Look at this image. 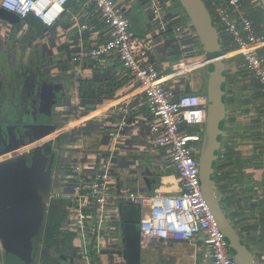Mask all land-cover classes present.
<instances>
[{"label": "built area", "instance_id": "obj_1", "mask_svg": "<svg viewBox=\"0 0 264 264\" xmlns=\"http://www.w3.org/2000/svg\"><path fill=\"white\" fill-rule=\"evenodd\" d=\"M132 1L118 6L114 0H0L1 9L21 19L33 15L47 30L54 28L66 16L71 2L92 9L106 23L108 40L88 49L80 40V52L72 61L88 58L100 61L115 54L122 68L132 77L130 85L136 84L144 96V102L128 105L124 110L113 113L112 116L116 115L120 121L115 123L116 130L110 136L117 143L127 125L140 121L146 128L150 148L153 152L162 150L160 156L169 160L177 174L176 193H167L161 187L148 193L135 189L121 190V180L114 175L118 169L117 148L107 154L79 152V158H74L76 162L71 175L67 177L68 185L61 193H56L58 199L69 202L71 220L65 230L75 234L78 252L87 264H96V258L101 259L105 252H110L114 264H128L123 208L132 205L141 212L138 226L141 244L152 240L187 243L196 250L199 246L204 250L205 264H237L201 186L197 148L203 142L208 96L179 93L166 86L165 77L149 61L154 38L138 36L131 26L127 12ZM138 1H148L147 8L158 23L157 38L173 28V46L182 55L174 66L179 75L196 72L210 64L208 59L183 52L186 41L196 35L185 32L183 22L186 15L178 9L176 0ZM203 1L219 23L221 32L233 39L264 94V52L260 53L264 50V36L258 33L256 26V21L264 16V9L261 5L255 7L251 0H248L249 7L244 0ZM85 16L87 19L91 17L89 13ZM79 30L81 33L89 28L84 25ZM139 107L143 112L136 118L135 111ZM228 159L229 153L223 149L216 172L220 178ZM119 223L122 227L117 231L115 227ZM256 261L264 264V252Z\"/></svg>", "mask_w": 264, "mask_h": 264}, {"label": "crops", "instance_id": "obj_2", "mask_svg": "<svg viewBox=\"0 0 264 264\" xmlns=\"http://www.w3.org/2000/svg\"><path fill=\"white\" fill-rule=\"evenodd\" d=\"M131 1L132 0H114L118 6L126 5L129 2L131 3ZM244 1L246 3V0ZM140 2L142 1H132L131 8L127 12L128 17L131 20L133 30L138 36L154 38L152 48L149 52V61L156 65L161 74L165 77L166 86L177 91L181 90L182 93H186V87L188 86L191 94L207 95L211 66L208 65L196 72H187L185 75H179L175 71L174 66L180 62L182 55L178 50H175V47L172 45L175 39L173 28L169 29L167 33L162 34L161 38H157L156 31L158 23L150 14L148 8L146 9L149 14L148 18H146V16H141L140 12H138V16L135 18L132 17L134 8ZM250 2L251 4L253 3V5L257 3L260 4L259 0H251ZM249 4L248 1L246 5L249 7ZM178 9L181 11L182 8L180 9L178 6ZM86 13L90 14V19L86 18ZM211 15L213 17L212 13ZM213 18L215 19V17ZM84 25H87L89 30L80 33L79 27ZM183 25L186 33H190V35L195 34L187 15ZM54 31L58 34H67V38L62 40L63 43H65L67 39L76 42L75 46L71 49V59L67 60L66 57L62 59L64 62L60 65L58 70L61 72L60 75L68 73L67 75H72V77L75 78V82L69 88L72 94L71 96L74 98L73 102L75 103V107L79 105L80 98L87 99V111L89 110V112L86 111V116L81 119L82 122L80 125L82 127L81 129L88 134L79 143L81 146L79 152H86L88 154H107L112 149L118 148V144L114 142L115 138L112 136L109 138L106 135L109 134L110 131L106 130L103 136H97L95 134L98 129L101 128L100 126L102 123L98 122H104L103 120L110 118L113 112L122 111L128 105L144 102V96L136 84L134 86L130 85L132 77L128 71L122 68V64L115 54L104 57L100 61L92 60L91 58L77 62L72 61L80 52V40L83 47L87 49L100 46L108 40V28L106 23L103 22L92 9L88 10L82 4L71 2L67 7L66 16L54 27ZM257 31L259 32L261 30ZM219 33L221 34L220 30ZM226 37L232 46L230 45L229 48L223 46L224 53L225 50H229L228 53H225L227 83L224 91L227 115L223 123V130L225 135H227L226 138H230V140H227L228 142L226 141L225 146L223 145L221 149L229 153V159L223 166L224 171H222V177L220 178L216 175L215 180L219 198L227 216L230 218L249 249H255L256 253L260 255L264 252V207L262 206L263 209H259L260 203L264 201V94L258 80L249 72L233 39L225 34V38ZM190 42H192L191 39L186 41L183 52L187 54L190 53L191 56H200L207 59L204 53H192L191 50L194 49L195 51V48ZM198 44L202 50L199 42ZM262 52H264V50L260 53ZM65 53L66 51L61 52L56 59L61 60V56ZM20 55L14 57L11 61L16 58L15 61H17L16 63L18 65L21 59ZM28 62H32L33 65L37 64V66L32 67L30 65L31 67L24 68L22 70V72H24L23 74H25L23 75L24 78H21L20 75L17 76L19 84L21 83L22 86L29 80L26 78L27 74L28 76L33 74L34 84L36 83V85L39 77L43 75V67L39 64L37 51H35L34 48L30 51ZM54 64H57L56 60ZM7 68L8 67L2 68L3 72L1 77L3 84H1L2 80L0 81V85L3 86L4 90L11 85H15L14 73ZM16 72L20 73V71ZM180 85L182 89H180ZM92 86L95 88H104L101 97L96 99L83 97L82 93L86 95L89 94L87 92H90ZM9 91L10 88L8 92ZM18 97L22 101L23 92L21 94L18 93ZM92 100H100L102 101V105L97 106L96 104H91ZM109 104L111 106L105 107ZM103 107L107 109L97 113ZM142 112V107L137 108L135 111L136 118H138ZM71 123L72 122H70V124ZM88 125L94 127L92 131L88 128L86 129ZM77 127L72 129H78ZM112 132L113 131H111V133ZM121 137L123 136H120V138ZM55 139L43 147L50 146V148L53 149ZM91 144H93L92 148ZM31 152L20 156H24L28 160ZM154 153V158L158 159L156 166L158 167L157 170L159 174L163 177L173 178V181L167 182L166 189L164 190L167 193H176L178 190L176 171L165 156H160V153H157L156 150ZM63 158L66 160L68 159L66 156ZM241 169L244 170L241 171ZM217 170L218 160L215 173ZM119 171V169H116L114 175L119 177ZM136 177H138V175H136ZM135 184L136 185L132 188L122 187L117 181L118 188L120 186L121 190H140L142 184L147 188L144 179ZM151 184V191H154L157 186H159V184L155 182ZM260 211H262V213H260ZM66 227L67 225L64 227V230ZM181 244L183 243L156 240H152L148 243L145 242L141 245L142 251L155 254L149 256V261L146 264H183L182 258L178 257V253L182 250L180 249ZM230 253L234 257L231 251ZM198 255L197 249L193 257V264H199L200 260ZM101 263L114 264L107 252L103 254Z\"/></svg>", "mask_w": 264, "mask_h": 264}, {"label": "water", "instance_id": "obj_3", "mask_svg": "<svg viewBox=\"0 0 264 264\" xmlns=\"http://www.w3.org/2000/svg\"><path fill=\"white\" fill-rule=\"evenodd\" d=\"M261 7L264 9V0H259ZM177 6L182 8L190 20V24L194 29L198 42L201 45L202 52L206 58L211 61V71L208 79V118L205 126V133L202 142V152L200 156V169H201V185L204 197L212 210L217 222L219 223L221 231L224 233L228 242L229 249L233 253L237 264H257L255 255H253L247 247L244 240L241 238L240 233L233 225L230 218L227 216L218 194V189L215 180V168L218 160L219 152L222 146L230 138H226L223 130V123L226 119L227 109L225 100V85L227 83L226 77V55L219 30L215 21L203 0H176ZM4 33L18 34L21 38L24 37L25 46L27 47L26 58L30 57V51L34 48L37 51L39 64L41 65L43 74L50 75L54 78V71L60 75L58 68L64 62V59H71V49L75 46L74 40L67 39L65 43L62 40L67 38V34H58L54 28L47 30L46 27L33 15H29L21 19L14 13L8 12L0 8V81L4 67L11 69V51L6 49V40L3 37ZM9 39V38H8ZM9 41H7L8 44ZM173 45V44H172ZM66 51L61 56V60H57L59 54ZM194 52V49L191 50ZM14 57L20 55V50L12 53ZM57 61V64L55 63ZM47 67V68H46ZM47 69V71L45 70ZM98 78V77H97ZM48 81H52L49 79ZM37 91L38 95L42 94V89L48 87V82L43 78L38 79ZM3 84V80L1 81ZM182 89L181 85L179 86ZM182 93L181 90L178 91ZM186 93H190V89L186 87ZM54 95V94H53ZM41 97V96H40ZM44 100V101H43ZM43 105H46L45 112L47 118H50L53 109L56 108V102H49V99H42ZM46 102V103H45ZM48 103V104H47ZM91 104L97 106L102 105L100 100H92ZM44 112V114H45ZM4 109L0 105V124H4L1 119ZM114 113V112H113ZM113 115V114H112ZM110 116L102 123L101 128L98 129L97 136H103L104 133L109 138L111 131H115V123L120 120L117 116ZM54 127L51 128V131ZM73 133V132H72ZM50 132H47L48 136ZM88 133L84 134L87 136ZM120 140L117 142L118 152H116V163L119 170H142L141 174L136 177V174L127 175L124 178L126 183H139L144 179L147 188L141 185V189H136L144 193L152 190V184L148 178L154 176V172L147 169L149 161L146 159H137L138 154L147 155L148 149L145 148L144 143L147 144L146 128L143 127L140 121L133 122L127 125L121 133ZM83 139L77 140L76 145L73 146L74 150L78 152L81 150L80 143ZM227 141V142H228ZM78 142V143H77ZM69 144V142H66ZM50 147V146H49ZM48 147V148H49ZM8 149L7 152L13 150ZM47 147L39 148L31 159V167L28 164L27 158L19 156L14 159H6L0 163V239L4 242L13 241L17 235L23 233L24 224L27 225L29 213H32L34 207L39 208L41 199H49L52 193V166L56 161V155L60 148L56 149V153L49 149L48 155L52 154L51 166L48 169L50 157L42 154V151ZM6 152V153H7ZM42 154V155H39ZM59 156V155H58ZM57 159H60L58 157ZM64 159V158H63ZM66 167L64 171L71 166V163L60 159ZM76 162L75 160L71 161ZM67 163H69L67 165ZM124 163V164H123ZM67 177L63 176L57 178L59 180L56 185L60 190H63L67 184ZM136 177V178H135ZM25 213V216H22ZM27 225L26 227H29ZM8 229V230H7ZM124 237L126 242V257L128 264H141L142 244L138 226L135 224L124 225ZM20 239H22L20 237ZM22 251L14 254V258L20 259L25 254L29 255L24 246H21ZM17 251V250H16ZM108 255L110 252H107Z\"/></svg>", "mask_w": 264, "mask_h": 264}, {"label": "flooded vegetation", "instance_id": "obj_4", "mask_svg": "<svg viewBox=\"0 0 264 264\" xmlns=\"http://www.w3.org/2000/svg\"><path fill=\"white\" fill-rule=\"evenodd\" d=\"M20 36L15 34V37H13V33H4L3 35L6 40V49L11 51V53L20 50L21 59L18 65L17 61H15L16 58L11 61L10 70L14 73L15 85L9 87V92V88L4 90L3 86L0 85V105L4 109V113L1 115L4 124H0V158H8V156L15 158L18 154L20 156L32 151L28 158V164L31 167V159L37 151L36 149L50 143V134L48 136H39L46 135L47 132H59L54 141L52 151L56 153L57 147H61L60 154L58 153L59 156H57L61 159L66 156L68 158L67 162L71 163V166L69 165L64 171L66 164L56 157V161L51 169V197L47 200L41 199L42 202L39 204V208L34 207L33 212L27 215V225L30 226L26 227L27 225L24 224L25 231L23 233L17 235L13 241L4 242L0 239V264H82L78 260L79 255L75 240L73 237L71 238L67 235L68 232L62 227L63 223L59 218L61 216L62 219L64 216L65 210L61 201L65 200L56 197V193L62 192L56 185L59 182L57 178L71 175V168L75 163L71 162L75 158L71 157L72 152H74L73 146L76 145L75 142L77 140L79 141L80 138L83 139L85 137L84 134L86 133L83 130L65 129L76 117L81 116L84 118L86 116L87 99L80 98L79 105L75 107L74 98L71 96L72 94L69 90L75 82V78L72 75H67L68 73L58 75L54 71V78H51L50 75H41L39 79L43 78L49 85L42 89L43 93L40 95L37 93L40 86L36 85V83L34 84L33 74L29 76L27 74L26 78L29 80H27L24 86L21 83L19 84L17 76L20 75L21 78H24L23 75H25L22 70L26 67L37 66V64L33 65L32 62H28V59L25 57L27 47L24 45V37L21 38ZM7 41H9L8 44ZM46 68L45 70L47 71ZM16 71H20V73ZM49 79L52 81H48ZM37 84L39 83L37 82ZM22 92L23 100L21 101L18 93L21 94ZM43 98L45 100L49 99V102H56V108L53 109L50 118H47L45 112L46 105H43ZM52 127H54L53 131H51ZM66 142H69V144ZM27 143H30V147L24 149L22 145ZM17 147H19L18 154L15 151L7 152L8 149ZM48 147L47 149L50 148ZM49 157L48 169L51 166L53 156L50 155ZM157 169L158 167L155 166V170L152 171L154 172V176H161ZM22 216H25V213ZM21 246H24L30 252L29 255H31V258L25 262L24 259L29 256L25 253L21 257V260L14 258V254L22 251Z\"/></svg>", "mask_w": 264, "mask_h": 264}, {"label": "rangeland", "instance_id": "obj_5", "mask_svg": "<svg viewBox=\"0 0 264 264\" xmlns=\"http://www.w3.org/2000/svg\"><path fill=\"white\" fill-rule=\"evenodd\" d=\"M117 1V0H116ZM246 3L248 4V0H246ZM147 6H148V1H142V2H140L135 8H134V10H133V14H132V17L133 18H135L136 16H138L137 14H138V12H140V14H141V16H146V18H148L149 17V14H148V12H147ZM260 6V4L259 3H257V4H255V7H259ZM180 8V7H179ZM181 9V8H180ZM181 11L183 12V14H185V11L183 10V9H181ZM264 14V13H263ZM214 21H216V26H217V28H218V30H220L221 31V28H220V26H219V23H217V20L216 19H214ZM257 29L258 30H261V31H263L264 30V16L262 17V19L257 23ZM260 32V31H259ZM220 37L222 38V43H223V46L225 47V48H229L230 47V42L227 40V37L225 38V34L223 33V32H221V34H220ZM191 43V45H193L194 46V48H195V51H194V54H199L200 52L201 53H203L202 52V50L200 49V46H199V44H198V37H196V36H194V38L192 39V42H190ZM232 46V45H231ZM227 77V76H226ZM87 112H89V110L87 111ZM78 118V119H77ZM82 117L80 116V117H76L75 119H73L74 121H80V123L82 122L80 119H81ZM74 121H71V122H74ZM80 123L79 124H77V125H74V126H71V124L69 123L68 125H67V127H66V129L65 130H69L70 128L72 129V128H74V127H77V126H79V127H77L78 129H75V130H83V129H81L82 127H81V125H80ZM89 129V130H93V128L94 127H90L89 125L86 127V129ZM81 132V131H80ZM58 133L59 132H52V133H50V135H49V141H50V143L56 138V136L58 135ZM202 133V132H201ZM204 133H205V131H204ZM204 133H203V136H204ZM30 145V143H27V144H25V145H22L23 146V148L24 149H27L28 147H30L29 146ZM93 144H91V148L93 147L92 146ZM21 146V147H22ZM144 146H145V148L146 149H148V151H149V153L147 154V155H143V154H138L137 156H136V158L137 159H142V160H144V159H146L147 161H149V165L148 166H146V168L147 169H150L151 171H154L155 170V166H156V164L158 163V159H156V158H154V156H155V153L153 152V149L152 148H150V146H149V144L147 143H144ZM19 148V147H18ZM50 149V148H49ZM49 149H45V150H43L42 151V154H44V155H48V152H49ZM60 152V151H59ZM58 152V153H59ZM201 152H202V144L197 148V153H198V158H199V160H200V156H201ZM223 152V149H221V151H220V153H219V155L221 154ZM157 153H162V150H158V152ZM42 154H39V155H42ZM60 154V153H59ZM56 155V157L58 158V156H57V154H55ZM50 155H48V157H49ZM51 156H52V154H51ZM71 157L73 158V157H75V158H79V152L77 151V150H75L74 152H72V154H71ZM166 158V157H165ZM61 159V158H60ZM62 160L64 161V159L62 158ZM61 161V160H60ZM62 162V161H61ZM142 170H133V171H131V170H120L119 171V178H120V180H121V185H122V187H129V188H132L133 186H135L136 184L135 183H125L124 182V178L123 177H125V176H127V175H131V174H136V175H140L142 172H141ZM215 176H216V173H215ZM148 181L150 182V183H152V182H155V183H157V184H159V186H157V188H159V187H161L162 189H166V184H167V182H171V181H173V178H171V177H161V176H153V177H150V178H148ZM123 183V184H122ZM202 186V185H201ZM62 202V206H64V210H65V213H64V216H63V218L61 219V216L59 217L60 218V220H61V222L63 223V225H62V227L64 228L66 225L68 226L69 225V223H70V220H71V214H70V211H69V202H65V201H61ZM262 206L264 207V201H262L261 203H260V210L261 209H263L262 208ZM260 213H262V211H260ZM263 217H264V213H263ZM137 226H139V224L137 225ZM122 227V225H120V223L115 227L116 228V230L118 231L120 228ZM66 231V230H65ZM66 232H68V231H66ZM68 236H70L71 238L73 237V239L75 240V234L74 233H71V232H68V234H67ZM248 247V246H247ZM249 248V247H248ZM78 249V248H77ZM180 249H182L179 253H178V257L179 258H182V260H183V264H193V262H194V259H193V257H194V255H195V251H196V249L194 248V247H191V246H189L188 244H181V247H180ZM250 250V252L252 253V254H255L256 256V258H258L259 257V254H257L256 253V250L255 249H252V248H250L249 249ZM78 253V255H79V258H78V260H80V262L82 263V264H87L86 262H85V258L81 255V254H79V252H77ZM198 257H199V260H200V262H199V264H205V261L207 260V257H206V255H205V252H204V250L199 246V248H198ZM150 255H155L154 253H149V252H145V251H142V253H141V264H146L148 261H149V256ZM31 258V255H29V256H27V258H25L24 259V262L25 261H27V260H29ZM101 260H102V258L101 259H97L96 258V264H102L101 263Z\"/></svg>", "mask_w": 264, "mask_h": 264}, {"label": "trees", "instance_id": "obj_6", "mask_svg": "<svg viewBox=\"0 0 264 264\" xmlns=\"http://www.w3.org/2000/svg\"><path fill=\"white\" fill-rule=\"evenodd\" d=\"M256 22L258 23V21H256ZM258 33L260 35L264 36V30L260 31ZM228 52H229V50H225V53H228ZM103 92H104L103 87L95 88L94 86H92L90 88V92H87L89 94H87V95L85 93H82V94H83V97H88L90 99H96L98 97H101ZM243 170L241 169V171H243ZM140 219H141V212L137 207L129 205V206H126L123 208V223H124V225H128V224L138 225L140 223ZM138 230H139V227H138Z\"/></svg>", "mask_w": 264, "mask_h": 264}, {"label": "bare ground", "instance_id": "obj_7", "mask_svg": "<svg viewBox=\"0 0 264 264\" xmlns=\"http://www.w3.org/2000/svg\"><path fill=\"white\" fill-rule=\"evenodd\" d=\"M107 106H111V105L109 104V105H106L105 107H107ZM105 107L101 108L97 113H99V112H101V111L107 109V108H105ZM97 113H96V114H97ZM87 118H89V117H87ZM79 123H80V121H74V122L71 123V126L77 125V124H79ZM11 151H15V153L18 154V147L15 148V149H13V150H11ZM11 153H12V152H11ZM17 156H19V154H18ZM17 156H16V157H17ZM10 158H12V157H11V156H10V157L8 156V158H6V157H1V158H0V161H5L6 159H10Z\"/></svg>", "mask_w": 264, "mask_h": 264}]
</instances>
